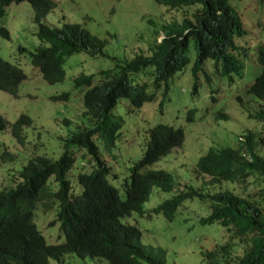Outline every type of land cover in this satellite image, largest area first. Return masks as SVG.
Returning <instances> with one entry per match:
<instances>
[{
  "label": "trees",
  "instance_id": "trees-1",
  "mask_svg": "<svg viewBox=\"0 0 264 264\" xmlns=\"http://www.w3.org/2000/svg\"><path fill=\"white\" fill-rule=\"evenodd\" d=\"M11 1L18 0H0V15ZM154 1L165 8L179 9L180 16L162 23L149 18L154 30L152 39L139 44L131 56L119 57L107 52L106 38L85 27L84 20L82 23H47L41 18L54 2L28 0L34 16L32 29L26 30L31 31L33 45H17V48L26 52L30 64L37 68L43 80L49 84L61 81L65 74L63 63L72 54L102 57L109 64L98 66L97 73L102 74L98 82H93V72L79 71L71 76L72 85L82 87V124L68 129L63 138H55L60 141V151L54 157L44 153L30 155L12 175L13 184L0 188V264H47L49 258L54 259L55 264H69L65 257L73 254L105 264H140L141 261L164 264L165 249L142 242L141 229L126 220L131 213L142 215L145 212L142 203L152 187L174 191L147 212L161 213L170 220L182 199L197 196L209 203L208 213L200 216L199 222H218L228 230L232 228L244 242L245 248L239 256H231L227 243L202 251L208 264H264L261 201L248 193H237L228 188L212 191L201 188L221 180L243 179L252 172L260 178L259 196L264 198V155L257 148L264 144V102L256 106L257 110L250 116L260 122V130L240 135L241 145L209 147L197 157L193 172L207 176L199 189L186 181L179 184L168 170L152 165L183 141L181 127L163 122L147 128L140 156L126 167L127 175L125 170V176L120 180L123 197L119 196L118 188L110 179L122 174L110 169V164L100 155L99 145L112 156V145L116 146L115 140L123 123L122 116L113 110L119 98H126L136 106L148 102L155 96V90L165 92L172 75L189 63L191 91L196 92L197 73L201 71L204 78L209 79L203 69L204 62L210 63L211 71L231 80L232 73L241 72L239 57L246 55V48L234 38L244 31L228 0ZM188 6H194L190 13L185 12ZM159 30L162 35L157 38ZM0 36L9 37L2 25ZM255 59L260 69L245 91L263 98L264 45H257ZM141 70L150 74L149 80L133 81ZM25 76L24 64L22 69L0 54V90L16 96L18 85ZM67 97V91L50 95L53 99ZM237 99H240L238 95ZM193 112L192 108L186 112L190 120H193ZM216 116L225 114L218 111ZM62 120L69 123L64 114ZM30 122L24 112L12 121L0 114V132L8 128L15 141L22 145L23 130ZM97 138L100 143L95 141ZM74 148L83 150L79 157L89 156L91 167L80 169L71 177ZM0 156L13 159L10 152ZM39 207L53 212L49 224H57L59 237L55 242H48L37 226L34 216L38 215Z\"/></svg>",
  "mask_w": 264,
  "mask_h": 264
},
{
  "label": "rangeland",
  "instance_id": "rangeland-1",
  "mask_svg": "<svg viewBox=\"0 0 264 264\" xmlns=\"http://www.w3.org/2000/svg\"><path fill=\"white\" fill-rule=\"evenodd\" d=\"M54 2L50 12L46 15V22L59 23L61 21L84 20L85 27L107 40L106 50L117 56H131L139 44L151 40L154 34L153 26L148 19L162 23L171 18L179 17V9H169L154 0H52ZM242 22L244 33L235 36V41L247 50L245 57L240 56L242 68L240 74L232 73V79L226 75H219L211 71L210 63H203L204 71L209 79L199 71L197 91H191L192 76L187 67L174 73L169 80L168 89L161 92L155 90L154 100L144 104L140 109L125 102L126 98H119L114 107L116 114L123 118L119 129V136L112 145V156L100 147V155L110 164L112 171L121 169V177L116 174L118 194L123 197L121 178L127 175L128 165L138 158L143 149L144 131L155 122H167L181 127L183 141L180 146L171 150L153 162L168 170L176 182H189L195 188L201 187L206 175L194 173L193 164L197 157L208 147L241 145L240 135L247 131L256 132L261 129L259 121L250 117L256 106L264 102L246 93V86L259 72L260 66L255 59L256 45H264V0H228ZM183 10V8H181ZM194 6L185 7L190 13ZM184 11V10H183ZM26 4H10L4 7L0 15V25L4 26L9 37L0 36V54L5 59L18 63L25 69V79L21 80L17 88V95L12 96L0 90V114L12 121L19 113H26L31 122L24 128V143L21 145L6 128L0 132V155L10 152L13 159L8 160L0 156V188L13 184L12 175L32 154L44 153L54 157L61 149L60 141L68 129L82 124V87L75 88L71 83V76L79 71L93 72V82L102 78L97 73L98 66L104 67L109 61L102 57L88 58L82 53L67 56L63 63L64 78L52 84L42 79L37 68L29 63L26 52L18 50L17 45L30 47L33 15ZM29 29V30H26ZM158 29V28H157ZM24 33H27L23 36ZM111 33V35H110ZM112 33H115L114 35ZM159 30L156 37H161ZM122 43V44H121ZM144 48V46H142ZM243 57V58H242ZM208 60V59H206ZM150 74L146 70L139 71L133 81H148ZM148 90H152L148 87ZM67 91L66 99H53L50 95ZM237 95L240 99H237ZM194 108L193 120L186 112ZM218 111L225 114L220 117ZM69 119V123L62 117ZM100 143L99 139H95ZM260 154L264 155V144L257 146ZM82 149H73V169L70 174L78 170H89L91 160ZM82 160V161H81ZM126 173L124 174V171ZM117 173V172H116ZM111 179V178H110ZM74 181V179H71ZM262 183L260 178L248 172L243 179L230 182L221 180L216 183L203 185V190H219L228 188L237 193H248L261 201L264 209V198L259 196ZM174 190L162 191L151 188L148 198L142 203L145 212L142 215L131 213L126 220L136 224L141 229V240L144 243L159 245L166 251L164 264H208L202 251L216 246L229 244L231 256H239L245 248L244 242L236 236V232L221 226L218 222L201 223L200 216L209 211V203L197 196L184 198L173 212L172 218L167 220L161 213L147 212L162 199L170 196ZM34 216L37 226L48 242H55L59 236L57 224H49L53 219V212L37 209ZM149 213V214H148ZM218 259L220 256H217ZM69 264H105L85 256L67 255ZM47 264H55V260L48 259ZM140 264H146L141 261Z\"/></svg>",
  "mask_w": 264,
  "mask_h": 264
},
{
  "label": "clouds",
  "instance_id": "clouds-1",
  "mask_svg": "<svg viewBox=\"0 0 264 264\" xmlns=\"http://www.w3.org/2000/svg\"><path fill=\"white\" fill-rule=\"evenodd\" d=\"M10 4H26V5H28L29 6V8L31 9V11H32V13H33V10H32V8H31V6H30V4H29V2H28V0H18L17 2H13V1H11V2H9V4L8 5H10ZM8 5H6V6H8ZM51 8H52V6H50V8L48 9V12L46 13V14H44L43 16H42V20L43 21H45L46 22V15L50 12V10H51ZM235 11V10H234ZM2 15V14H1ZM33 16H34V14H32ZM239 17V16H238ZM239 19H240V17H239ZM241 21V20H240ZM48 23V22H47ZM241 24H242V22H241ZM242 27H243V25H242ZM243 31H244V28H243ZM244 33V32H243ZM242 35V34H241ZM239 37V36H238ZM5 38V37H4ZM236 38V37H235ZM237 39V38H236ZM258 45V44H257ZM257 45H256V48H257ZM246 55H247V50H246ZM245 55V56H246ZM245 56H243V57H245ZM242 57V58H243ZM239 59H240V57H239ZM8 60V59H7ZM10 61V60H9ZM240 61H241V59H240ZM12 62V61H11ZM12 63H16V62H12ZM29 63H30V61H29ZM241 63H242V61H241ZM18 64V63H17ZM207 64V63H206ZM19 65V64H18ZM241 68H242V66H241ZM23 69V68H22ZM179 72V71H178ZM173 77V76H172ZM169 87V86H168ZM168 87H167V89H168ZM166 89V90H167ZM196 91H197V89H196ZM161 92H163V91H161ZM153 100H154V95H153V98L150 100V101H148V102H141L142 104H139V105H137V107L140 109V107H142L144 104H150V103H152L153 102ZM125 102H127V103H129L128 102V100H125ZM117 104V103H116ZM116 104H115V106H116ZM114 106V107H115ZM113 107V108H114ZM192 109H194V108H192ZM195 111V110H194ZM114 112V111H113ZM115 113V112H114ZM156 123V122H155ZM163 123H167V122H163ZM154 124V123H153ZM153 124H151V125H153ZM167 124H169L170 126H173V127H177V126H174L173 124H171V123H167ZM150 125V126H151ZM148 128V127H147ZM147 128H146V130H147ZM146 130L144 131V139H146ZM120 133V132H119ZM242 137H240L239 139H241ZM145 142V141H144ZM209 148V147H208ZM207 148V149H208ZM206 149V150H207ZM201 155V154H200ZM128 165H126V167H127ZM193 171V170H192ZM118 173H121V169H119V172ZM122 174V173H121ZM118 178H120L121 177V175L120 176H117ZM115 178H116V176L115 177H113V178H111V181L113 182V185L115 186V187H117L114 183H116V180H115ZM118 188V187H117ZM119 189V188H118Z\"/></svg>",
  "mask_w": 264,
  "mask_h": 264
}]
</instances>
